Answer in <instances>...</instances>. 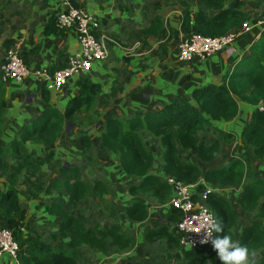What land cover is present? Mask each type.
<instances>
[{
	"label": "trees",
	"instance_id": "trees-1",
	"mask_svg": "<svg viewBox=\"0 0 264 264\" xmlns=\"http://www.w3.org/2000/svg\"><path fill=\"white\" fill-rule=\"evenodd\" d=\"M75 8H80L76 0H69ZM249 0H238L227 5V0H200L203 8L216 13L207 16L203 9L188 10L187 2H181L183 14L180 31L183 37L197 33L205 37H220L231 30H238L247 22L248 16L242 11ZM252 1V0H251ZM264 6V0H253ZM162 19L155 16L141 36H156L162 29ZM45 35L60 34L51 16L44 26ZM142 41V40H141ZM15 41L5 39L4 50H9ZM53 72V69H49ZM0 75V229L8 228L17 244L18 264H94L104 256H122L136 247V239L131 230L117 223L108 227L95 224L85 225L81 216L74 214L80 203L93 197L98 198L106 210L109 204L104 196L108 194L106 181L93 184L83 176L78 166L64 165L55 159L53 152L39 154L29 149L27 143L48 145L64 138L68 127L78 124L77 117L86 113L83 122H97L101 118L95 106L102 92L97 84L82 75L77 78V93L60 112L57 108L46 107L40 114L23 124L19 131L7 142L2 141L6 128V86ZM114 93V91H112ZM44 105L48 104V91L41 90ZM112 94V93H111ZM245 103L254 108L251 121L240 132L239 138L246 155L230 157L225 164L214 166L221 154L222 146L235 140L231 133H221L211 141L197 140L198 131L205 130L210 122L232 121L238 112V104ZM159 141L162 155L160 169L163 176L151 174L153 154L144 145L138 131ZM101 147L111 153L120 171L136 184L128 187L132 199L126 202L125 216L128 221L139 224L148 218V206L142 198H150L166 204L172 196L167 178L184 184H194L200 179L204 185L197 186L198 192L213 187L219 190L239 189L236 203L243 216H250L252 223L243 227L238 235L239 244L247 246L250 252L259 254L254 264H264V178H252L251 160L264 162V30L248 49V56L240 60L227 72L221 84H208L195 89L191 94L162 106L152 112L137 113L133 117H108L100 126ZM79 151L88 165L92 159L87 154L91 149L90 138L78 137ZM182 152H195V158L203 163L202 170L194 162L185 161L179 156ZM50 178L44 177V167ZM89 174V172H88ZM102 194V196H100ZM50 202L40 204L42 213L50 219L47 222L51 232L44 234L35 231L25 232L28 216L26 203L38 200L41 196L51 197ZM206 204L215 216L224 223V233L235 242L241 216L235 211L229 197L216 192L207 196ZM169 224L175 225L180 214L167 208L165 214ZM142 246L148 250L156 241L165 240L179 247L178 238L168 226H155L143 232ZM183 264H221L217 253L212 250L207 256L201 251L184 250Z\"/></svg>",
	"mask_w": 264,
	"mask_h": 264
},
{
	"label": "crops",
	"instance_id": "crops-1",
	"mask_svg": "<svg viewBox=\"0 0 264 264\" xmlns=\"http://www.w3.org/2000/svg\"><path fill=\"white\" fill-rule=\"evenodd\" d=\"M101 1L96 8H91L93 13H90L100 21L101 27L98 30V35L104 37L108 58L105 61L94 63L91 72L85 75L90 79L91 84H97L101 87L102 92L94 108L96 113L101 115V118L97 122H83L85 127L81 133V135L89 137L91 141V149L87 150V154L92 159L91 165L89 166L86 159L81 155L78 141L73 142L74 146H64L61 153L57 141L45 145V147H48L46 152L38 148L42 146L41 144L27 143V146L32 145L31 149L37 150L39 154L53 152L55 159L60 160L61 158L64 165L78 166L83 176L92 184L95 181L108 182L107 195L112 192L116 197L115 200L111 198L107 202L112 206L110 212L115 213L122 219V222L119 220L120 226L131 230L137 241L136 247L145 249L142 246V235L146 230L155 226H168L169 230L175 235V226L169 224L165 217L168 202L160 204L153 199L140 197L148 206L146 221L134 224L128 219L124 220L126 217V202L132 199L128 195V187L136 184L138 180L127 178L120 171L115 157L111 153L103 151L99 136L100 126L108 117L115 116L129 119L137 113L156 111L205 85L221 84L227 72L231 71L240 60L248 56L250 45L264 30V6L257 5L253 0L247 1L242 9L248 16L246 23L250 26V30L247 33L237 38L231 46L210 58L203 60L196 58L191 62L183 63L178 60L179 43L183 37L180 31L183 9L177 5L176 0L171 1L172 4L169 6H163L164 4L140 5L134 0ZM236 1L238 0H227V5ZM76 2L80 7V0H76ZM186 2L190 11H196L200 8L205 11L207 16H213L216 13L203 8L200 0H191L190 4L188 1ZM61 7V0H0V48L3 47L2 43L5 39H13L15 43L11 48L18 49L29 70L28 77L22 82H5L7 113L5 116V134L2 137L3 142H7L4 140L7 133L13 132L16 134L23 124L38 116L44 108L54 107L62 112L66 106L65 103L77 93L75 86L77 78H72L62 90L48 92V104L44 105L40 93L44 89V84L36 77L43 69H53L54 71L64 68L68 58L75 56L80 50L73 32L45 35L44 26L51 16H56ZM155 16L161 17L163 27L156 36L144 39L141 36V31L149 26L150 21ZM5 52L6 50H4V54ZM11 102L13 107L10 105ZM253 110V107L245 103H239L237 115L232 121L225 123L210 122L205 130L198 131V142H211L215 136L221 133H231L236 136L235 140L230 144H224L222 149L233 150L237 144H241L240 150L243 151L239 135L243 127L251 121ZM82 117L87 118L88 115L84 113ZM73 130L75 134H78L79 125ZM138 133L143 138L144 145L154 157L151 174L163 176L160 169L162 155L158 148L159 141L145 134L143 130H139ZM68 138L70 136L67 137L66 135V139ZM33 144L38 145V147L35 148ZM227 153L224 154V157H228L227 160L233 157V154ZM237 155L243 154L239 153ZM71 156H77V161L76 159L73 160ZM179 156L185 161L194 162L202 170L205 168L203 163L199 165L194 151L182 152L179 150ZM227 160L224 162L218 159L213 165L225 164ZM251 162L253 172L247 174L246 179L249 176L264 178V162H257L256 160H251ZM201 165H204V167ZM96 169L102 171L103 179L96 178L98 177ZM43 170L44 177L49 179L47 167L45 166ZM0 182L7 183L8 180L4 177ZM239 192L240 188L218 192L229 197L233 208L241 216L235 242L241 229L253 222L250 216H243L241 207L236 203ZM107 195L104 196L105 200L110 199ZM54 197L55 195L51 197L41 196L38 200L26 203L28 216L25 220V232L35 231L40 233L44 227V230L49 229L51 232L52 229L47 224L50 219L42 213V209L38 206L50 202V199ZM93 199L98 206L102 204L98 198L93 197ZM117 204L121 206L120 210ZM102 205L104 206V204ZM82 219L84 220V217ZM259 223L264 227V220L259 221ZM99 225L101 226V224ZM38 226L41 228H37ZM153 247L163 252L161 255L154 252L153 254L156 255L151 260L149 259L150 255L145 253V256L149 259L147 264H151L150 262L159 264V261H164L171 249H179L181 253L183 252L180 245L176 248L165 240L156 241L146 251L152 252L150 249H153ZM138 253H140L139 250ZM209 253L205 250L201 251V254L205 256ZM129 254L130 252L124 254V256ZM258 257L259 254L255 255L254 258L250 256V264L256 263ZM133 260L120 258L117 261H121L120 264H135L132 262ZM4 262H6V259ZM10 264L16 263L12 261Z\"/></svg>",
	"mask_w": 264,
	"mask_h": 264
},
{
	"label": "built area",
	"instance_id": "built-area-1",
	"mask_svg": "<svg viewBox=\"0 0 264 264\" xmlns=\"http://www.w3.org/2000/svg\"><path fill=\"white\" fill-rule=\"evenodd\" d=\"M61 5L55 16V26L59 31L73 32L80 50L78 54L68 58L64 68L53 72L43 69L37 74L36 77L48 92L62 90L72 78L88 74L93 69L94 63L108 58L104 37L98 35L100 21L82 8L72 6L69 0H61ZM249 30L248 23H244L240 29L231 30L215 38L191 33L180 40L178 60L188 63L196 58L201 60L210 58L231 46L237 38ZM0 75L3 82H22L28 77L29 70L18 49L10 48L5 52L0 64ZM166 181L172 192L166 207L173 208L180 214L178 223L174 225V232L181 249L204 251L211 247L210 244H200L202 235L198 233L197 223L205 216L215 217L207 206L206 199L208 194L218 193L220 190L207 186L203 192H198L197 186L204 185L202 179L194 184H184L173 178H167ZM17 251L18 247L13 240L12 232L8 228H1L0 264H10L12 261L18 264Z\"/></svg>",
	"mask_w": 264,
	"mask_h": 264
},
{
	"label": "rangeland",
	"instance_id": "rangeland-1",
	"mask_svg": "<svg viewBox=\"0 0 264 264\" xmlns=\"http://www.w3.org/2000/svg\"><path fill=\"white\" fill-rule=\"evenodd\" d=\"M134 1H137L138 2L137 4H140V5L164 4L163 6H169L172 4L171 1H173V0H134ZM176 1H177L176 2L177 5L180 6L181 2L188 1V3L190 4L191 0H176ZM80 2H81L80 8H82L85 12L91 14V13H93V11H91V8H94V7L96 8L102 1L101 0H80ZM3 58H4V49L1 46V48H0V64L2 63ZM71 98H69V100ZM67 103H68V101L65 104H67ZM10 105L13 107L12 102L10 103ZM82 118H83L82 115H79L77 117L79 129H80L78 134L77 133L75 134L74 130H73V128H75L76 126L75 127L69 126L67 137L70 136V138L66 139V136H65L64 138L62 137L60 140L57 141V144L59 145V148H60V150H59L60 153L62 151V148H64V146H67V145H73L74 146L73 142L77 141L78 137L81 136V133L83 132L82 129L85 127V124H83ZM13 134H15V133H13V132L7 133L6 138H4V140L8 141L12 137ZM31 146L32 145L28 146L29 149H31ZM240 146H241V144H237L233 148V150L229 149L228 151L222 149L219 160H223L225 162L228 157L227 158L224 157V154L227 152L233 154V157H239V156L246 155V152L240 150ZM34 147L37 148L38 145H34ZM38 148L43 149V152H46V148H48V147H45V145H42ZM38 151H39V149H38ZM225 151H227V152H225ZM239 153L240 154L242 153L243 155H237ZM59 157H60V155H59ZM71 158L73 160L76 159V161H77V156L76 157L71 156ZM59 161H61V158ZM199 165H200V162H199ZM201 166L204 167V165H201ZM96 172L98 175V177H96V178H102L103 179V176L101 173L102 171L101 170L99 171L98 169H96ZM47 176H50V174L48 172H47ZM107 196L110 197V199H106L107 202H109L111 200V198L114 200L116 199V197L114 196V194L112 192H111V194H109ZM25 205L27 206V204H25ZM110 207H112V206H109V209L106 210V208H104V206L102 204L98 206L96 204V202L94 201V199L92 198V199L86 200L85 202L80 203L78 206V209H76L74 211V214L79 215L81 217H84V222L88 228H93L95 226V223H99V224H101V226L108 227L109 225L114 223V219H115L114 217L108 215V213L110 212ZM117 207L120 210L121 206L119 204H117ZM99 209H100V211H98ZM116 220H117L118 224H120V222H122V219L120 217H118L117 215H116ZM119 220H120V222H119ZM124 220H127V218L125 217ZM44 224H46V223H44ZM37 228H41V227L38 226ZM42 229L43 230L40 231V233L44 234V236L46 237L49 234L50 230L49 229L44 230L45 227ZM138 250L140 251V253H138ZM150 250L152 252L146 251V248L145 249H142V248L139 249V247L138 248L135 247L133 250L130 251V254L128 256H124V255H123L124 257L115 256V255L104 256L103 258H98L94 262V264H120L121 261H117L120 258L121 259L123 258V260H124V258L134 259L132 262H134L135 264H147V261L149 259L151 260L153 257H155L156 254L160 253V255H161V253L163 252V251H159L156 247H153V249H150ZM211 250H212V246L209 248H206L205 252L209 253ZM154 252L156 253L155 255L153 254ZM145 253H148L150 255L149 259L145 256ZM167 254L168 255H166L165 260L159 261V264H183V253H181L179 251V249H171V250H169V253H167ZM150 263L153 264L154 262H150Z\"/></svg>",
	"mask_w": 264,
	"mask_h": 264
},
{
	"label": "clouds",
	"instance_id": "clouds-1",
	"mask_svg": "<svg viewBox=\"0 0 264 264\" xmlns=\"http://www.w3.org/2000/svg\"><path fill=\"white\" fill-rule=\"evenodd\" d=\"M197 227L202 235L200 244H210L221 264H250V256L254 258L256 255L247 246L234 242L229 235H220L224 233V223L219 218L205 216L198 221Z\"/></svg>",
	"mask_w": 264,
	"mask_h": 264
}]
</instances>
